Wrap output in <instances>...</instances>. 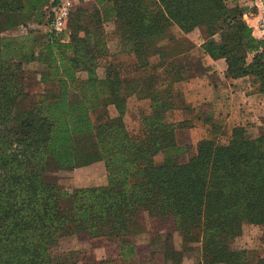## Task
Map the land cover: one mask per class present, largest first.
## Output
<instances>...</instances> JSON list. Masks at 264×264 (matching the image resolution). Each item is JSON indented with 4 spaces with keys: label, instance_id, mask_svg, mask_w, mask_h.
I'll use <instances>...</instances> for the list:
<instances>
[{
    "label": "trees",
    "instance_id": "trees-1",
    "mask_svg": "<svg viewBox=\"0 0 264 264\" xmlns=\"http://www.w3.org/2000/svg\"><path fill=\"white\" fill-rule=\"evenodd\" d=\"M60 1L0 0V264H79V252L57 250L74 234L117 240L121 255H132L134 238L151 234L145 212L151 221H174L185 242H199L200 264H264V256L231 249L246 221L264 223V134L254 137L238 125L224 142L227 131L210 113L198 121L209 127L193 151L176 142V130L190 123L169 120L182 93L177 84L189 80L175 26L203 28V49L226 59L227 76H250L264 93V39L253 36L243 9L224 0H97V7L70 12L57 36L40 26H50ZM108 21L142 75L127 77L112 62L103 76L96 71L98 58L109 54L101 37ZM22 24L40 26L3 34ZM35 61L46 65L43 79L59 91L28 106L25 64ZM161 68L166 74L156 80ZM133 95L150 100L136 131L125 121ZM110 105L117 115L108 113ZM182 155L189 156L185 163ZM99 161L106 185L65 186L55 175ZM172 256L182 264L178 252Z\"/></svg>",
    "mask_w": 264,
    "mask_h": 264
},
{
    "label": "crops",
    "instance_id": "crops-1",
    "mask_svg": "<svg viewBox=\"0 0 264 264\" xmlns=\"http://www.w3.org/2000/svg\"><path fill=\"white\" fill-rule=\"evenodd\" d=\"M94 1L86 0V2ZM180 58L189 67V80L181 82V86L184 85V88L181 89L182 93L175 99L176 107L173 111L172 116L174 119L172 121H186L191 126L176 130L177 144L190 146L194 151L197 142L204 137L203 128L201 124H198V121H201L200 119L210 113H214L215 117H222L227 122L230 116L222 112H234V109L238 105L240 107L241 105L250 106L257 117L264 113V93L257 92L254 89L250 76L240 78L228 77V65L224 57L212 58L201 48V43H197V46L187 50ZM128 112L127 109L126 115ZM127 126L129 128V125ZM130 130L134 131L133 129ZM188 157V155H182L179 160L180 163H185ZM156 159L158 162H161L163 156L159 155ZM97 168L105 169V174L101 176L102 182L77 187L106 185L108 183V172L104 161H99L81 167L80 169H84L82 173L86 176L85 181H94L97 180L98 173H102L97 172ZM145 213L147 219L145 218L143 223L152 228V231L149 237L139 236L138 238H134L133 241L135 242L136 248L132 255L123 257L121 255V243L119 241L103 238V241L95 246L93 253H91L92 257L85 252L84 258H93V264H175L172 254L176 251L182 258V264H200L202 261V252L199 242L196 243L197 250L191 253V248H194L193 245L195 243H188L183 240L174 221L168 219L164 222V219L161 220L160 218L158 220L156 219L157 221H151L147 212ZM186 258L193 259V262L184 263ZM81 264L90 263L89 261L83 260Z\"/></svg>",
    "mask_w": 264,
    "mask_h": 264
},
{
    "label": "rangeland",
    "instance_id": "rangeland-1",
    "mask_svg": "<svg viewBox=\"0 0 264 264\" xmlns=\"http://www.w3.org/2000/svg\"><path fill=\"white\" fill-rule=\"evenodd\" d=\"M225 4L229 7L238 6L242 10L241 17L242 19L251 27L252 34L255 38L261 40L264 39V0H224ZM95 6L97 7V0L94 2H86V0H72V8L71 14L73 16L74 13L78 11L79 7H88ZM102 6H99L101 8ZM109 5H105L103 10L108 9ZM87 22V21H86ZM93 25V23L91 24ZM40 25L30 24L29 26L21 25L19 28L9 29L5 31L3 34L5 36H18L28 34L29 28L36 27L39 28ZM103 28L101 37L104 39L106 43V47L109 49V54L103 55L98 58L96 71L99 75L103 76L106 72L107 65L109 63H116L119 65V68L123 75L127 77H137L142 75V71L136 68L135 66V58L130 56L128 53H125L121 50V44L119 37L115 33V24L112 21L105 22L104 25H101ZM40 29L42 31H49L50 26L41 25ZM176 33L182 35L181 47L182 51L179 54H184L186 50L192 49L197 46V43H201V48H203V44L206 41L207 35L203 28L197 26L193 28L189 32H184L180 30L178 26L174 27ZM216 40L220 39L219 33L214 35ZM197 42V43H196ZM183 56V55H181ZM254 52L247 53L246 59L247 61H251L253 59ZM167 67V66H165ZM25 68L30 75V87L29 93L31 94L30 99L25 100L26 105H30L39 100V98L45 102L46 100L53 99L59 91L58 85L56 82H48L44 81L43 75L47 74L46 65H43L40 61L29 62L25 64ZM166 74V68L158 69L155 75L156 80L163 79ZM80 75L84 79H88V73L86 71L80 70ZM136 79V78H135ZM177 87L181 90L184 88V85L181 86V83L177 84ZM131 97V96H130ZM150 105V100L139 99L136 95L128 99V114L126 115L127 125H129L130 129L136 131L139 128L140 118L139 113L140 109L148 108ZM245 105V104H244ZM107 111L110 115L115 116L116 108L114 105H110L107 108ZM226 113L227 116H230L229 121H225L222 117L218 118L216 116V121L223 125L227 131V135L223 136L222 140L225 142L230 137V133L233 127L238 125L246 126L249 132L254 137H259L264 134V113L259 115L255 114L252 108L248 105H238L234 112H222ZM101 111H94L93 118L97 120ZM173 113L170 115L169 120L172 121ZM227 122V123H226ZM199 124V123H198ZM203 136L207 135L206 127H209L208 124L206 127H203ZM229 135V136H228ZM202 139V138H201ZM196 151V149L194 150ZM84 169H73L70 171L61 170L55 175H58L59 182L65 186H85L90 185L92 183H100L102 182V175L105 174V169L100 168L96 169L98 173L97 180H86V176L82 173ZM104 172V173H103ZM147 219V216L145 217ZM152 231V228L150 229ZM145 236L149 237L148 232L140 235V237ZM92 241V242H91ZM103 241V238L92 239L87 235H70L64 237L57 250L58 251H68L73 250L80 253V261L79 264L83 262V260L89 261L90 264H93V258H84L85 252L87 255L92 257L93 250L96 245H99ZM196 244V243H195ZM193 245L194 248H191V253H194L197 250V244ZM231 249L237 251H244L246 255L253 257L264 256V223H255V222H245L242 226V231L239 235H237L233 242L231 243ZM193 257V256H192ZM184 263L193 262V259H185ZM227 264V263H225Z\"/></svg>",
    "mask_w": 264,
    "mask_h": 264
},
{
    "label": "built area",
    "instance_id": "built-area-1",
    "mask_svg": "<svg viewBox=\"0 0 264 264\" xmlns=\"http://www.w3.org/2000/svg\"><path fill=\"white\" fill-rule=\"evenodd\" d=\"M72 8V0H61L54 8V17L50 23V32L61 35L67 29V21Z\"/></svg>",
    "mask_w": 264,
    "mask_h": 264
}]
</instances>
